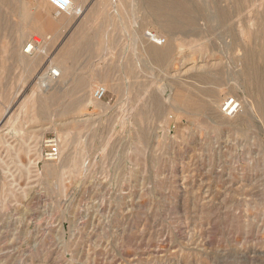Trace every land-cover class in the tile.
Masks as SVG:
<instances>
[{
    "label": "rangeland",
    "instance_id": "rangeland-1",
    "mask_svg": "<svg viewBox=\"0 0 264 264\" xmlns=\"http://www.w3.org/2000/svg\"><path fill=\"white\" fill-rule=\"evenodd\" d=\"M83 1L0 0V264H264V0Z\"/></svg>",
    "mask_w": 264,
    "mask_h": 264
},
{
    "label": "bare ground",
    "instance_id": "bare-ground-1",
    "mask_svg": "<svg viewBox=\"0 0 264 264\" xmlns=\"http://www.w3.org/2000/svg\"><path fill=\"white\" fill-rule=\"evenodd\" d=\"M143 4L147 6L146 8H147L149 14L151 15V17L153 19L157 20V22L160 23V24H164V25L165 24H186V23L188 24L190 22V18L188 17L187 14H188L189 11H192V9L188 10L187 6L182 4V3H180V2H178V0H152V2H150V3H144L143 2ZM231 8L232 7H224V8H221L219 10L217 20H218V22L220 24H223V23L227 22V20L229 18V14L231 12ZM232 11H234V10H232ZM49 25H50V27L52 29L53 28L52 24H49ZM148 32H150V31H148ZM260 33H261V37L264 40V24H263L262 30H260ZM143 35L146 37V39L148 41L152 42L147 36V31H145ZM152 43L154 44V47L153 46H152L153 48L150 47V48H152V50L151 49L150 50L152 51V53H154L153 54L154 56L158 57L159 59H160V57L166 56L165 54L167 53V50H168V46L167 45H163V43H162V44H160L161 46L158 47L159 44H156L154 42H152ZM30 46H31V44H30ZM262 46L263 47L261 48L260 53L264 54V45H262ZM240 59H244V56L241 55ZM63 69H64V66H59V65H54V66H51L49 68V74H45V76L43 77V80H42V83H41L40 93H42L43 95L47 94V93L51 92L53 89H56L57 85L63 84L62 80H63V76L65 75L64 72H63ZM249 71L251 73H254L252 66H250ZM89 85H90L89 82L85 83L86 89H85L84 95H83V97L81 99V104L84 107H86L87 105L90 104V99H89V89H90V87H89ZM92 93H90V95ZM91 96L93 97V95H91ZM218 96H220V95H218ZM227 100H228V98H226L224 100L222 106L224 105V103ZM97 101L99 102L100 100H97ZM176 101H177V99H176ZM185 102H187V99H186ZM207 104L213 106L214 108H219V106H220L219 102L217 101V97H213L212 99H210ZM207 104H205V105H207ZM71 112H73V111H71ZM67 141H65V142H67ZM63 146H65V145H63ZM66 163H67V159L66 158L65 159H61L59 161V165H58L59 168L58 169H61L62 167H64L66 165ZM44 170H45V173L47 175H51V174H53V173H55L57 171V168H54L53 165H51V162H45L44 163Z\"/></svg>",
    "mask_w": 264,
    "mask_h": 264
},
{
    "label": "built area",
    "instance_id": "built-area-1",
    "mask_svg": "<svg viewBox=\"0 0 264 264\" xmlns=\"http://www.w3.org/2000/svg\"><path fill=\"white\" fill-rule=\"evenodd\" d=\"M47 3H49L54 10L57 13H65V12H74L78 9H75L72 0H45ZM148 38L156 43V44H162L164 42L163 39L159 38L155 33L153 32H147ZM106 95V88L104 86H97L93 90V98L95 100H103ZM222 111L230 116L235 114L239 110V103L233 99L229 98L224 105L221 107ZM45 147L46 149L43 152V157L45 160H55L59 156V150H58V143L55 139H47L45 140Z\"/></svg>",
    "mask_w": 264,
    "mask_h": 264
},
{
    "label": "crops",
    "instance_id": "crops-1",
    "mask_svg": "<svg viewBox=\"0 0 264 264\" xmlns=\"http://www.w3.org/2000/svg\"><path fill=\"white\" fill-rule=\"evenodd\" d=\"M77 1L82 2L83 0H77ZM83 2H84V1H83ZM87 11H89V10H87Z\"/></svg>",
    "mask_w": 264,
    "mask_h": 264
}]
</instances>
